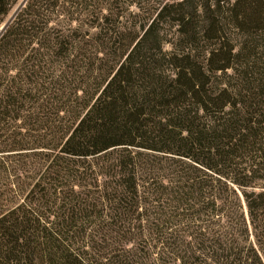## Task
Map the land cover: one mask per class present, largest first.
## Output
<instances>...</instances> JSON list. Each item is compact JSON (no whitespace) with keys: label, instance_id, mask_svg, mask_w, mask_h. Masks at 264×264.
I'll use <instances>...</instances> for the list:
<instances>
[{"label":"trees","instance_id":"obj_1","mask_svg":"<svg viewBox=\"0 0 264 264\" xmlns=\"http://www.w3.org/2000/svg\"><path fill=\"white\" fill-rule=\"evenodd\" d=\"M0 264H264V0H28L0 37Z\"/></svg>","mask_w":264,"mask_h":264},{"label":"water","instance_id":"obj_2","mask_svg":"<svg viewBox=\"0 0 264 264\" xmlns=\"http://www.w3.org/2000/svg\"><path fill=\"white\" fill-rule=\"evenodd\" d=\"M28 0H21L18 6L15 8L11 16L8 18V20L0 27V37L2 34L5 32L7 27L11 24V22L14 20L16 17L17 13L25 6Z\"/></svg>","mask_w":264,"mask_h":264}]
</instances>
